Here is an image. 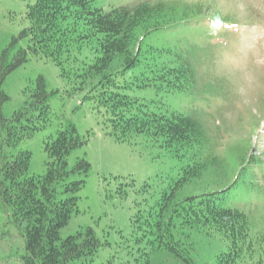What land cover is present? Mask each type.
Returning <instances> with one entry per match:
<instances>
[{
  "label": "rangeland",
  "instance_id": "374dc122",
  "mask_svg": "<svg viewBox=\"0 0 264 264\" xmlns=\"http://www.w3.org/2000/svg\"><path fill=\"white\" fill-rule=\"evenodd\" d=\"M136 2L151 3L154 16L161 6L160 24H175L148 33L143 52L156 47L175 61L189 59L197 74L195 83L182 92H164L153 85L125 90L157 113L175 111L197 119L206 132L207 150L197 159L209 164L176 191L174 201L229 188L224 205L244 211L252 235H264V0H95L104 10ZM33 3L0 0V66L11 68L2 84L9 97L2 110L10 118L26 107L39 77L46 83L49 110L38 121L39 129L16 146L4 143L0 129V149L8 157L28 150L30 174L41 175L48 160L46 140L71 125L87 139L68 157L69 168L79 158H86L91 168L78 212L61 229V238L92 228L101 243L92 264H217L229 247L219 233L173 228L174 240L188 249L184 261L167 246L160 248L163 238L153 227L154 214L150 216L162 192L192 164L189 155L178 158L143 134L117 140L104 109L87 97L89 91L79 88L75 79L63 78L52 60L28 50L29 38L23 33ZM137 31L142 35L141 28ZM22 50L27 59L14 66ZM24 235V226L14 223L9 207L0 205V264L8 258L14 263L23 254ZM259 258V253L245 254L235 264H264Z\"/></svg>",
  "mask_w": 264,
  "mask_h": 264
},
{
  "label": "trees",
  "instance_id": "16d2710c",
  "mask_svg": "<svg viewBox=\"0 0 264 264\" xmlns=\"http://www.w3.org/2000/svg\"><path fill=\"white\" fill-rule=\"evenodd\" d=\"M149 4L104 10L95 0H34L28 7L29 25L23 34L29 38L31 53L52 60L63 78H73L79 88L89 91L87 97L104 109L117 140L143 134L178 158L189 155L192 164L183 167L175 185L165 189L161 200L150 208L153 227H158L163 238L160 248L167 246L188 261V249L174 240L172 229H199L219 233L228 241V251L218 257L217 264H235L245 254L253 257L256 253L263 262L264 235H252L247 214L224 205L229 188L174 201L176 191L199 177L209 164L207 159H197L207 150V135L199 121L175 111L157 113L147 102L125 93L133 85L182 92L196 81L189 59L175 61L156 47L143 52L142 42L148 33L175 26L161 25V6L154 16ZM22 52L14 66L26 61L27 52ZM10 69L0 66V129L4 143L16 146L39 129L38 121L44 120L49 110L48 92L44 78L39 77L26 107L6 118L2 108L9 97L2 84ZM31 111L39 114L35 117ZM86 143L73 125L60 130L56 138L44 142L48 160L41 175L30 174L28 150L8 157L0 149V205L9 207L14 223L24 226L25 232L23 254L14 263L8 258L4 264H92L101 245L92 228L64 239L60 236L78 212L80 192L91 168L86 158H79L69 168L68 157Z\"/></svg>",
  "mask_w": 264,
  "mask_h": 264
}]
</instances>
